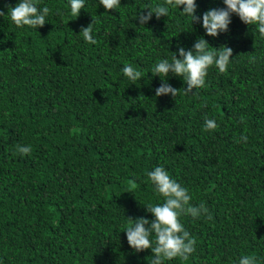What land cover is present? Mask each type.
I'll use <instances>...</instances> for the list:
<instances>
[{"label": "trees", "instance_id": "obj_1", "mask_svg": "<svg viewBox=\"0 0 264 264\" xmlns=\"http://www.w3.org/2000/svg\"><path fill=\"white\" fill-rule=\"evenodd\" d=\"M18 2L0 0V264H149L151 249L135 251L124 230L128 217L154 219L144 205L164 203L147 176L161 165L212 217L182 215L196 251L163 264H264L258 27L233 13L227 32L207 35L202 15L223 0H196L200 23L181 5L144 25L138 15L163 0H120L118 10L85 0L76 18L70 0H41L52 9L45 25L18 27L8 14ZM90 23L96 44L80 33ZM200 37L233 49L227 72L210 67L189 93L182 77L151 73ZM126 64L143 77L129 80ZM163 79L175 98L155 95ZM205 117L218 128L206 131ZM18 144L31 155H14Z\"/></svg>", "mask_w": 264, "mask_h": 264}, {"label": "clouds", "instance_id": "obj_2", "mask_svg": "<svg viewBox=\"0 0 264 264\" xmlns=\"http://www.w3.org/2000/svg\"><path fill=\"white\" fill-rule=\"evenodd\" d=\"M41 0H19L15 7L9 6L12 22L18 27L25 25L38 28L45 25L47 17L52 9L48 6L40 7ZM226 7L212 8L205 11L202 15V26L207 35L217 37L222 32L229 30L232 14L239 16L240 20L247 25H256L261 36H264V0H223ZM85 0H70L71 15L78 17L80 10L84 8ZM100 4L106 10H118L121 6L120 0H100ZM183 6L181 11L184 15L190 17L191 23H200L201 17L196 15V0H163L153 6L145 7L146 13L138 15L141 25L147 23L155 14L159 19L161 16L169 15L170 9ZM5 13L0 11V16ZM92 23L82 27L80 33L84 40L91 44L97 41L92 35ZM179 58L174 53L171 60L161 59L152 68L153 75L168 77L169 73L182 77L187 87L185 92H192L193 89H199L205 86V78L208 69L212 66L218 68L220 73L228 70L230 59L233 56V49L226 45L223 47H212L209 42L200 37L193 44L192 48L185 50L182 46L178 47ZM252 62L255 57L251 58ZM123 74L131 81L135 82L141 79L143 72L126 64ZM155 89V95H168L176 97L178 89L167 83V79ZM244 117H241L243 122ZM215 119L205 117L204 129L211 131L218 128ZM247 135L242 134L237 142H247ZM31 145H16V153L21 156L31 155ZM147 176L155 185L156 191L164 197L162 204L144 205L147 211L152 213L154 219L149 221L144 217L133 219L125 228L128 244L137 252L151 249L154 254L149 264H163L165 260L180 258L188 260L189 256L196 251V238L187 231L180 220L182 215H191L193 218H200L206 215L211 219V214L204 202L198 206L191 204V195L186 187H183L177 180L172 178L169 172L161 165L156 166L152 171L147 172ZM130 192V191H129ZM153 235L155 239L153 240ZM238 264H258L255 255L242 256Z\"/></svg>", "mask_w": 264, "mask_h": 264}]
</instances>
